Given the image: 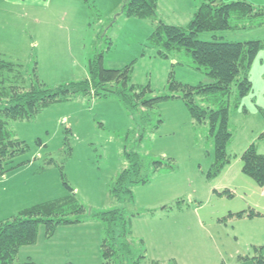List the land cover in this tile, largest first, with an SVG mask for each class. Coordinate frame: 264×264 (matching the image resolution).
Masks as SVG:
<instances>
[{
    "label": "rangeland",
    "instance_id": "1",
    "mask_svg": "<svg viewBox=\"0 0 264 264\" xmlns=\"http://www.w3.org/2000/svg\"><path fill=\"white\" fill-rule=\"evenodd\" d=\"M173 1L184 9L185 4L179 6L181 0ZM245 1L264 6V0ZM124 2L0 0V59L16 65L8 76L32 79L34 69L48 86L82 80L88 75V59L100 52L105 67L131 64L132 83L149 84L153 95L166 94L170 71L176 81L191 85L211 81L192 67L173 63L176 58L156 56L147 42L149 21L124 16ZM198 38L264 40V25L202 32ZM249 80L251 90L238 107L229 109L232 137L226 151L231 166L212 179L206 177L212 161L211 138L205 128L194 130L188 111L182 106L180 111L178 105L183 102L178 98L156 105L154 113L162 122L141 142L126 138L137 120L113 96L52 102L33 118L11 121L10 128L26 150L12 160L23 163L0 177V220L62 198L69 192L64 181L89 211L118 205L108 187L127 166L126 148L174 165L173 171L140 185L136 189L140 195L137 192L134 202L124 205L128 214L136 213L130 227L135 226L144 237L141 247L147 258L157 248L163 264H254L252 257L259 254L255 249L264 248V185L244 174L238 159L252 143L264 154V140L259 138L264 131V46L252 61ZM168 188L172 191L165 194ZM254 207L261 216L236 215ZM89 225L97 229L79 232V226H70L76 229L70 248L67 232L55 231L46 240L40 224L36 242L22 246L12 264H47L43 255L52 252L61 257L58 264H103L99 251L102 223L93 220Z\"/></svg>",
    "mask_w": 264,
    "mask_h": 264
},
{
    "label": "trees",
    "instance_id": "2",
    "mask_svg": "<svg viewBox=\"0 0 264 264\" xmlns=\"http://www.w3.org/2000/svg\"><path fill=\"white\" fill-rule=\"evenodd\" d=\"M156 7L157 0H125L121 13L126 17L154 19ZM263 25L264 6H254L245 0H206L198 6L185 26L158 21L147 39L156 55L176 58L175 64L192 67L211 79L191 85L176 81L173 71H170L167 92L163 95H153V88L149 84L139 86L132 83L131 64L120 68L105 67L103 53L100 52L88 59L86 78L55 86L41 82L34 69L32 79L20 80L16 75L9 77L16 65L0 59V177L23 163L13 164L12 160L26 150L24 143L10 128V122L33 118L48 104L77 96L90 99L115 97L125 111L137 120L136 127L126 133L127 139L132 136L136 142H141L160 126L162 120L154 113V108L161 100L181 99L192 119L194 130L205 128L207 137L211 138L212 161L206 177H216L230 162V155L226 151L232 137L229 109L231 106L238 107L243 96L251 90L249 70L256 53L264 46V40H202L198 35ZM259 138L264 140V131ZM123 157L127 166L118 172L108 187L110 197L118 205L108 210L89 211L64 181L69 192L62 198L33 205L1 219L0 264H12L22 246L34 244L40 224L44 225V236L50 238L57 226L80 223L86 218L102 223L99 251L104 264H163L147 259L141 247L142 240H135L138 243L134 241L130 218L136 213L128 214L124 205L134 202L135 186L149 183L157 174L173 171L174 165L168 160L148 158L139 151L126 148ZM240 160L242 172L257 185H264V154L257 152L254 143L240 154ZM243 214L244 211L236 213L237 216ZM254 215L260 213H247V216ZM255 250L259 254L252 257L254 264H264V248Z\"/></svg>",
    "mask_w": 264,
    "mask_h": 264
},
{
    "label": "crops",
    "instance_id": "3",
    "mask_svg": "<svg viewBox=\"0 0 264 264\" xmlns=\"http://www.w3.org/2000/svg\"><path fill=\"white\" fill-rule=\"evenodd\" d=\"M204 1H206V0H181V3H180L179 6H182V4H185L184 5L185 6L184 9H181V8L178 7V4L175 1H173V0H157L156 16H155V18L154 19H146V20L149 21V25L146 26V29H147L146 30V33H150L151 34L152 31H153V29H154V27L157 25V22L158 21H161V22H163L165 24H169V25L185 26L189 22V20L191 19V17L194 14V12L197 10L198 6L202 2H204ZM217 1L218 2H223V1H227L228 2L229 0H217ZM251 2L254 3L253 0H251ZM179 11H181L182 14L178 17V15L176 16V14H178ZM149 35H148V37H149ZM148 37H147V39H148ZM154 54L156 55L155 50H154ZM172 62L173 63H176L175 60H172ZM73 99H76V97L73 98ZM178 106L180 108V111L182 110V107L185 108V110H187L186 107H185V105H184V103H183V105H178ZM238 160H239L238 162H241L240 158ZM226 166H229L227 168V169H229L230 166H231L230 165V162ZM241 166H242V164L240 165V167ZM139 186L140 185L135 186L133 188V194H136L137 195V192H138L139 195H140V192L141 191L140 190L139 191H136V189ZM171 191H172V189L171 188H168V189L165 190L164 193L165 194H169V193H171ZM160 193L162 194V192H160ZM261 193L263 194V192H261ZM159 201H161V200H159ZM159 201H158V203L160 204L161 202H159ZM249 211H253V212L260 213V215H257V216H261L262 215V213L259 210H255V207L254 208H251V209L249 208L248 210H245V214L247 215V213ZM250 217H252V216H250ZM92 221H93V219L86 218L84 221H82L80 223L68 224V225L60 226L58 229L56 228L55 231L57 233V232H60L61 230H63L62 232H67L68 233L67 238H69V240L66 242V244H67V246H69L71 248V243L70 242L73 241V240H71V233L74 230H76V229H73V227H70V226H79V229H77L79 232H86L87 230H90L91 228L92 229H94V228L97 229L95 226L93 227V225H89L90 222H92ZM64 228H68V229H64ZM165 231H167V230H165ZM131 232H132V235H134L135 237H138V238H141V240H144V237L141 236V234H139L138 232H136L135 226H133V225L131 226ZM53 236H54V234H53ZM50 238H47L46 240H48ZM100 241H101V239H100ZM99 245H100V243H99ZM152 249H154V248H152ZM156 253H157V248H156V252L154 251L153 256L151 258L149 257L147 259L154 260V261H159L160 260V258H159L160 256L158 257V254H156ZM46 254L47 255H43V259H44V261L47 264H58L60 262L61 257L58 254H54L53 252L52 253H46ZM147 254H148V252H147Z\"/></svg>",
    "mask_w": 264,
    "mask_h": 264
}]
</instances>
